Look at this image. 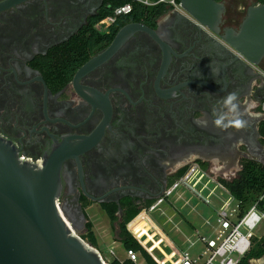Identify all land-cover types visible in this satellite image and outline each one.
Returning a JSON list of instances; mask_svg holds the SVG:
<instances>
[{"label": "flooded vegetation", "instance_id": "flooded-vegetation-1", "mask_svg": "<svg viewBox=\"0 0 264 264\" xmlns=\"http://www.w3.org/2000/svg\"><path fill=\"white\" fill-rule=\"evenodd\" d=\"M214 1L224 6L218 24L167 7L155 23H126L149 28L112 48L123 28H93L103 36L96 41L88 26L113 0H0V136L33 161L72 152L58 204L82 238L94 233L93 215L112 223L116 209V227L183 169L225 179L245 161L264 164V59L250 63L221 37L264 0ZM55 52L77 63L67 81L46 71ZM230 92L238 94L242 128L213 123Z\"/></svg>", "mask_w": 264, "mask_h": 264}, {"label": "water", "instance_id": "water-1", "mask_svg": "<svg viewBox=\"0 0 264 264\" xmlns=\"http://www.w3.org/2000/svg\"><path fill=\"white\" fill-rule=\"evenodd\" d=\"M181 3L202 24L222 22L224 6L214 0ZM122 28L112 48L131 30L149 27L129 23ZM210 29L218 32V28ZM221 37L247 61L259 65L264 59V4L251 7L240 28L229 27ZM104 55L81 71L97 65ZM70 155L60 148L46 160L25 159L12 141L0 136V264H106L58 204L62 167Z\"/></svg>", "mask_w": 264, "mask_h": 264}, {"label": "built area", "instance_id": "built-area-1", "mask_svg": "<svg viewBox=\"0 0 264 264\" xmlns=\"http://www.w3.org/2000/svg\"><path fill=\"white\" fill-rule=\"evenodd\" d=\"M137 2L146 7L163 4L178 12L187 13L181 0H137ZM132 10V3L119 6L112 14L97 21L94 28L97 30L112 28L119 17L130 14ZM259 110L264 115V100L260 102ZM221 179L224 178L192 166L128 223L129 232L156 264H240L255 243L263 238L264 231L261 232V228L264 223V209L261 208V203L264 201V193L260 194L249 207L243 208V203L235 198ZM200 203L210 209L208 216H204L198 210ZM166 209L171 210L172 213L168 214ZM157 213L160 217H165V222L173 224L182 234L181 243L169 237L157 222L155 218ZM191 214L200 216L203 221L198 227L189 221L192 228L187 233L176 226L175 217L178 215L183 218V215ZM139 215H144L155 227H158L154 239H161L162 233L164 234L165 238L161 239L159 246H154V240L147 241L146 234L139 237L130 228L133 220ZM150 231L152 233L153 229ZM155 251H158L160 256L156 255ZM99 252L106 264H112L109 258L106 259L100 250ZM109 252L116 255L113 246ZM125 252L128 260L139 264L140 252L134 249H125ZM145 262L146 260L144 264Z\"/></svg>", "mask_w": 264, "mask_h": 264}, {"label": "trees", "instance_id": "trees-1", "mask_svg": "<svg viewBox=\"0 0 264 264\" xmlns=\"http://www.w3.org/2000/svg\"><path fill=\"white\" fill-rule=\"evenodd\" d=\"M127 3L133 4V10L130 14L119 17L117 23L112 26V28H122L128 22H145L147 24L155 23L156 19L160 16L164 15L167 11L166 5H157L153 7H146L137 2V0H113L112 6L107 9H103L98 15L92 18V21L88 28H91L92 38H95L96 41H99L100 38H103L102 35L95 33L93 31L94 24L100 19L112 14L114 9L122 6ZM82 50V47L79 48ZM55 62L50 63L47 68V73H55L59 75H63L65 80L67 81L73 71V69L77 66V63L60 61L59 55L57 52L54 53ZM64 70H61V68ZM261 135H262V144L264 146V120L261 124ZM185 169L181 170L178 174V177L183 175ZM221 181L230 189L232 194L236 199L241 201L243 204V208L249 207L257 197L264 193V164L253 161H245L243 163L242 171L233 179H221ZM261 208L264 209V201L261 203ZM115 210L110 212L112 223L117 220V216L114 215ZM141 209L136 208L129 211L128 214L125 215L124 220L121 223H118L116 226L119 240L123 244L125 249H134L141 253V255L146 260L145 264H156L153 258L147 253V251L142 247V245L137 241V239L129 232L127 225L128 223L135 218ZM141 215H139L136 219L133 220L135 222ZM132 222V223H133ZM131 223V224H132ZM131 226V225H130ZM90 231L91 225L87 226ZM88 242L97 247L98 241L93 232H90L88 235ZM264 256V236L261 240L257 241L253 246L252 250L247 254V256L242 260L240 264H252L251 261L253 259H259ZM112 264H135L134 262L126 259L123 262L119 259H114Z\"/></svg>", "mask_w": 264, "mask_h": 264}, {"label": "rangeland", "instance_id": "rangeland-1", "mask_svg": "<svg viewBox=\"0 0 264 264\" xmlns=\"http://www.w3.org/2000/svg\"><path fill=\"white\" fill-rule=\"evenodd\" d=\"M233 177H226L225 179H231ZM196 203V201L194 202ZM198 210L204 215V216H208L210 214V209L203 205V204H199L198 205ZM168 214H171L172 211L169 209H166ZM93 229H94V233L96 236V239L98 241V245L96 248H98L103 256L106 259H110L112 262L114 261V259H119L121 261H124L127 259V255L125 252V248L123 247V244L120 242L119 240V235H118V231L117 228L115 227V225H113L110 220L106 217H103L101 215H93ZM183 218L179 217L178 215H176L175 220L177 221V227H179L181 230H183L184 232H189L191 227V224L198 227L202 224V218L196 214H191L190 216L187 215H183ZM155 218L157 219V222L161 225V227L166 231V233H168L169 237L173 240L176 241L178 243H181V241L183 240L182 234L180 232H178L176 230V227L171 224V223H167L165 222L166 218L165 217H160L159 213H157L155 215ZM190 221V223H188ZM155 228V229H154ZM156 228L154 224L149 221L148 218H146V220L144 222H142L134 231V233H136L139 237H141L142 235L146 234L147 235V241L149 240H154V246L157 247L160 245L161 239L165 238L164 234L162 233L161 235V239H154V236L156 235ZM151 229H153V232L151 233ZM261 232L264 231V223H263V227L261 228ZM160 232V231H159ZM86 240V239H85ZM88 242V240H86ZM145 241V242H147ZM115 248V252L116 255H112L109 252V249L111 247ZM95 247V246H94ZM167 249H169L167 247ZM156 255L160 256V254L158 253V251H155ZM144 257L142 255H140L139 257V264H144ZM264 256L262 258L259 259H253L251 261L252 264H264Z\"/></svg>", "mask_w": 264, "mask_h": 264}, {"label": "clouds", "instance_id": "clouds-1", "mask_svg": "<svg viewBox=\"0 0 264 264\" xmlns=\"http://www.w3.org/2000/svg\"><path fill=\"white\" fill-rule=\"evenodd\" d=\"M238 94L236 92L228 93L222 100V108L224 111L213 109L214 121L213 123L221 128H227L230 124H234L236 128L245 126L246 121L240 119L239 105L237 103ZM227 121V122H226ZM198 124L207 125L206 120H198Z\"/></svg>", "mask_w": 264, "mask_h": 264}, {"label": "bare ground", "instance_id": "bare-ground-1", "mask_svg": "<svg viewBox=\"0 0 264 264\" xmlns=\"http://www.w3.org/2000/svg\"><path fill=\"white\" fill-rule=\"evenodd\" d=\"M146 220V217L144 215H141L135 222H133L130 226V228L133 230V232L136 230V228Z\"/></svg>", "mask_w": 264, "mask_h": 264}]
</instances>
